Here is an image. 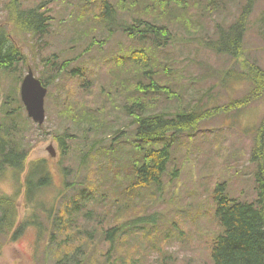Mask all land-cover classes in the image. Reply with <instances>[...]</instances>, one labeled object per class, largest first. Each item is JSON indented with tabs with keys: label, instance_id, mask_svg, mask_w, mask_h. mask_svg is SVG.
Here are the masks:
<instances>
[{
	"label": "rangeland",
	"instance_id": "obj_1",
	"mask_svg": "<svg viewBox=\"0 0 264 264\" xmlns=\"http://www.w3.org/2000/svg\"><path fill=\"white\" fill-rule=\"evenodd\" d=\"M45 1L21 0L26 10L44 9ZM159 1L147 0L149 10L139 5L130 9L151 21L160 16L156 23L171 33L166 46L154 51L152 69L158 84L172 94L148 95L154 103L150 112H202L193 127L168 135L172 153L161 186L154 181L134 184L130 141L135 122L124 110L132 95L141 94L130 86L139 76L125 56L153 46V37H130L106 19L101 0L96 13L95 1L58 0L45 36L25 34L5 23L25 56L21 73L26 75L31 67L48 87L45 122L35 124L25 109L17 120L28 126L27 163L45 161L53 181L37 190L42 208L33 211L31 202L19 198L18 223L37 212L31 218L36 225L25 226L15 240L0 233V264H213L211 248L221 232L217 184L225 182L227 194L241 201L258 197L251 154L261 123L264 128V0H189L184 18L175 21L166 19V6L160 8ZM4 5L10 7L11 0H0V23L8 14ZM179 14L174 8V15ZM236 25L244 32L237 53L218 51L214 43ZM85 47L84 56L62 76L54 67L55 82L48 83L53 64L48 59L61 62ZM79 67L80 75L69 74ZM20 75L0 74V122L8 95L15 98L12 109L23 106ZM240 101L246 106L239 108ZM94 116L97 122L92 124ZM122 130L128 135L114 138ZM15 189L10 177L0 179V195ZM75 202L80 210L73 212L69 229L76 231L66 234V245L57 251L49 232L68 226L67 207ZM141 218L146 220L133 225ZM115 227L117 237L111 243L105 231Z\"/></svg>",
	"mask_w": 264,
	"mask_h": 264
},
{
	"label": "trees",
	"instance_id": "obj_2",
	"mask_svg": "<svg viewBox=\"0 0 264 264\" xmlns=\"http://www.w3.org/2000/svg\"><path fill=\"white\" fill-rule=\"evenodd\" d=\"M57 1L46 0L44 9L26 10L22 7L21 0H11L12 5L10 7L4 5L8 14L5 16V20L0 23V74H3V72H18L23 75L24 72L21 73V69L27 66L24 53L18 43L13 40L14 35L8 31L7 28L9 27L5 23H10L11 27L25 34L45 36L50 33L54 20L52 5ZM93 1H95L94 11L96 13L99 0ZM112 1L101 0L104 4L103 9L107 20H113L117 27L120 26L121 30L127 32L130 37L138 35V39L144 41L147 36L151 35L154 39L153 46L137 50L132 49L129 52L132 53V56H125L133 63V68L130 70L136 71V75L139 76L137 83L130 86L141 92V94L140 96L132 95V104L125 107L124 110L135 122L130 141L134 153L132 156V163L135 168L134 175L136 176L134 184L147 185L150 181L159 183L161 175L167 169L172 153V144L167 140L168 135L174 137L180 131L193 127L202 118V112L182 111L174 115L166 112H150L154 103L146 99L148 95L160 91H164L168 97H171L172 94L168 86H166V90H163L164 88L158 84L152 69L154 67L152 63L154 51L157 48L166 46L165 40L170 39L171 33L166 26L156 23V21H160L158 20L160 16H156V19L151 21L130 10L138 5L143 10H149L151 5L147 0ZM189 3V0H160L158 6L160 8L166 6V19L175 21L184 18ZM174 8L180 9L179 15H174ZM167 9H170L171 12L168 15ZM134 14L137 17H134ZM91 19L94 20V17H91ZM188 20L190 21L189 18ZM235 27H237L236 33L233 31ZM233 29L223 32L220 40L214 43L218 45H215L218 51L237 53L244 32L238 29L237 25ZM85 49L86 47L78 56L64 59L61 62H52V58L48 59L49 62L53 63L49 67V75H52L55 67L58 69L59 75L62 76L68 71L72 62L78 61L84 56ZM54 57L57 58L58 55L55 54ZM80 67L78 69L71 68L72 71L69 74L80 75L82 73ZM21 75L20 79L22 78ZM47 81L48 83L55 82L53 75ZM7 98L4 102V106H7L3 112L4 120L0 122V179L10 177L16 184V192L0 195V233L7 234L11 240H15L25 226L29 224L36 225L31 218H34L37 212L30 214L28 221L23 222L24 220H22L18 223L19 198L22 197L24 200L31 202L34 206L33 211L39 206L42 208L44 205L37 200V190L39 187L48 185L53 181V172L47 168L45 161L27 163L26 159L29 156L30 145L25 143V133L28 131V126L26 123L17 120L22 107L21 109L12 110L9 105L15 98L10 95ZM235 104L238 103L235 102ZM239 104V108L246 106L242 101ZM96 122L97 117L94 116L92 124ZM124 135H128V132L122 130L114 138L119 139ZM251 162L257 166L255 176L258 197L255 200L241 201L229 196L226 192L225 182H220L216 186L214 194L217 203L216 216L221 232L215 238L211 248L213 264H264V128L262 123L258 128V135L251 154ZM25 167L27 171H25ZM36 176H41L42 180L34 182L33 178ZM158 186H161V182ZM74 204L75 206L67 207L70 211L65 218L68 226L62 232H49V242L55 245L57 251L66 245L67 233L76 231L69 229L71 222L74 221L73 212L77 213L80 210L77 203ZM57 218H60L59 213L55 219ZM143 220H146V218L137 219L133 225L138 224L139 226L140 221ZM154 220L155 218H151L150 221ZM117 230L118 227L105 231L106 239L111 243L116 240ZM44 237L39 239L40 244L43 243ZM64 257L66 261H69V257ZM61 262L59 261L58 264H62ZM71 264H82V261L80 260L77 263L74 261Z\"/></svg>",
	"mask_w": 264,
	"mask_h": 264
},
{
	"label": "water",
	"instance_id": "obj_3",
	"mask_svg": "<svg viewBox=\"0 0 264 264\" xmlns=\"http://www.w3.org/2000/svg\"><path fill=\"white\" fill-rule=\"evenodd\" d=\"M28 71L22 83L21 98L26 106L28 115L35 122L42 124L46 116L45 97L48 89L35 77L32 68H29ZM51 152L55 155L54 150H51Z\"/></svg>",
	"mask_w": 264,
	"mask_h": 264
}]
</instances>
